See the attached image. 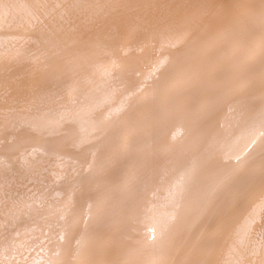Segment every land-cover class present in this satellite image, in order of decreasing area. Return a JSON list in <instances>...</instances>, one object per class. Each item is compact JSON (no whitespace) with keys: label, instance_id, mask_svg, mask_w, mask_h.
<instances>
[{"label":"bare ground","instance_id":"6f19581e","mask_svg":"<svg viewBox=\"0 0 264 264\" xmlns=\"http://www.w3.org/2000/svg\"><path fill=\"white\" fill-rule=\"evenodd\" d=\"M0 264H264V0H0Z\"/></svg>","mask_w":264,"mask_h":264}]
</instances>
